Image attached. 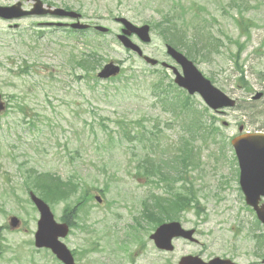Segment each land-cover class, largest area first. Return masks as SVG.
Listing matches in <instances>:
<instances>
[{"label":"rangeland","instance_id":"1","mask_svg":"<svg viewBox=\"0 0 264 264\" xmlns=\"http://www.w3.org/2000/svg\"><path fill=\"white\" fill-rule=\"evenodd\" d=\"M17 1L24 7L31 4L0 0V5ZM42 1L74 9L83 22L108 31L92 28L85 37L48 24L68 18H0V94L5 104L0 111V264H61L48 249L34 246L39 215L28 200V172L32 183L37 172H47L78 184L68 200L49 204L58 221L76 197H87L79 206L76 225L63 238L78 252L76 264H177L181 256L200 251L229 253L236 264H264V242L255 237L264 233V226L246 206L231 145L241 124L244 131H264V0ZM169 10L216 18H170ZM240 13L250 25L234 23ZM115 16L149 24V43L132 40L145 54L180 71L166 53L161 32L165 21H176L177 35L184 40L196 37V66L237 104L213 111L198 94L168 88L170 71L150 65L117 40L120 25ZM204 27L220 40L217 46L210 45L211 37L204 40ZM97 41L102 60L93 77L87 76L74 59ZM110 60L120 66L116 78L96 77ZM157 84L166 90H159L160 98L153 92ZM255 92L263 94L253 99ZM180 100L187 101L186 109ZM197 111L203 113L206 129L197 128ZM211 119L217 126L212 133ZM186 141L192 152L184 160L178 156L186 155ZM154 164L186 180L175 178L168 193L150 174L148 167ZM190 180L197 202L179 212L159 211L153 222L177 219L195 229L197 243L176 239L172 251L159 250L150 238L153 225L140 231L143 243H136L138 238L125 241L134 219L142 221L140 199L154 207V193L171 198L182 186H190ZM11 215L20 219L18 228L8 227Z\"/></svg>","mask_w":264,"mask_h":264},{"label":"water","instance_id":"2","mask_svg":"<svg viewBox=\"0 0 264 264\" xmlns=\"http://www.w3.org/2000/svg\"><path fill=\"white\" fill-rule=\"evenodd\" d=\"M55 13L60 15H69L73 17L79 16L74 11H66L61 8H43L42 2L36 0L34 8L29 11L22 10L20 8V2L10 5H0V17L3 19H11L14 17H20L24 14L31 13ZM120 21L124 28L122 33L118 35V38L122 44L130 49L136 51L139 55L142 54L138 45L134 44L130 39L131 33H136L142 41H149V26L147 24L135 25L124 17L116 18ZM73 27L83 28L86 24L76 22L72 24ZM98 30L106 31L107 28L97 26ZM167 52L176 60L182 67V74L176 69L174 82L179 86L186 88L190 94L198 92L204 101L213 109H218L224 106H233L235 100L223 93L217 87L203 76V74L196 68L191 60H189L184 54L180 53L172 46L167 45ZM144 60L150 64H155L156 59L147 55L143 56ZM119 71L118 65L109 62L105 64L103 69L98 73L100 77H107L115 75ZM262 95L261 92L256 93L253 98H259ZM3 109V103L0 101V110ZM242 129V126L239 128ZM240 167L239 183L241 189L245 195L246 203L253 207L256 212L257 218L264 225V203L259 204L260 198L264 195V133L252 132L244 133L235 136L231 141ZM30 198L35 204L38 212L39 219L37 221V229L34 234V243L36 247H48L53 253L64 263L74 264V259L70 250L59 239L64 237L68 232V225L66 223H58L54 220L53 214L48 204L34 193H30ZM10 227L14 228L19 224V219L15 216H11L9 220ZM193 230L185 231L180 227L178 222H170L160 225L153 237L156 244L161 248L170 249V238L173 235H185L191 237ZM196 257L186 256L182 257L180 264H200ZM225 260L218 257L209 261L208 264H224Z\"/></svg>","mask_w":264,"mask_h":264},{"label":"trees","instance_id":"3","mask_svg":"<svg viewBox=\"0 0 264 264\" xmlns=\"http://www.w3.org/2000/svg\"><path fill=\"white\" fill-rule=\"evenodd\" d=\"M167 15L170 18H216L215 16H206V15H202L201 13H194L192 16L190 17H186V13L183 11L182 13H175V11L173 10H169L167 12ZM243 13H240L239 16L241 18H234V21L236 24H238L239 20H242L245 24L250 25L251 23H246L248 21V19L244 18ZM247 18V17H246ZM244 25V24H243ZM177 24L176 21H165V27L162 28L161 32L163 34V37L165 38L166 41H168L169 43L173 44L176 47L179 48H184V53L191 58L192 60H195L198 58L197 54L195 53V49L194 46L196 45L195 39L196 37H194L193 39H191V37H188L186 40L183 39L182 36L177 35L176 32V28H177ZM207 34L208 37H211V29H209L208 27H204L203 28ZM245 29L247 30L248 28L245 26ZM245 30V31H246ZM206 39V38H204ZM212 45H216L217 44V38L215 37V44H214V40L211 39ZM97 50L98 47H94L90 50V54L88 55L87 59H83V55L81 57H77L75 59V65L80 66L81 68L84 67V61H87V65L89 66V68H86V70L88 71V69H90L91 71L94 70V68L96 67V65H98L101 56H99L97 54ZM90 57H92L93 59H90ZM187 96V95H186ZM189 98V96H187V99ZM187 106V101L185 102V108ZM197 113H199L200 115H196L195 116V122H197V128L199 129H206V123H205V119H204V115L203 113H201L200 111H197ZM214 122L211 119V124L209 125L211 128V133L215 130H217V126L213 125ZM204 125V126H203ZM133 137H136V135H134ZM132 140V138H131ZM141 142H143L141 139H139ZM190 146V142L186 141L185 143V147H186V155L184 156H178V158L180 159H187V157L190 156L192 149L189 148ZM159 164H154L152 166V168L148 169H152L153 172H151V175L157 176L158 180H156V184L158 185V181L160 183V181L165 182V186L167 187V189L169 191L173 190V181L177 180V179H182V180H186V178H184L183 176H180V174H178V172H176L175 175H171V172L166 170L165 168H161L160 166H158ZM172 169L176 170L174 167H172ZM146 171V170H145ZM177 171V170H176ZM147 172V171H146ZM47 173V172H45ZM42 173V172H37V174L35 175V178L32 177V181H29L30 179V172H28V176H27V180H28V185L31 187H28V189L34 190L35 192H37V194L39 196H41L46 202L52 204L54 202H58L60 200H68L70 197V194H73L77 189L78 186L75 182L71 181V180H63L61 179L59 176H48L47 174ZM177 178V179H175ZM175 179V180H174ZM190 186H182V189H178V191L173 192V197L169 198L166 196H155L154 198V207L157 208V213L155 214L156 208H154L152 215H154V219H155V215L159 217L158 212L160 211V213L162 211H168V210H175L176 211L181 208H189L191 206L190 202L194 201L197 202L196 197H195V189L193 188V184L192 181H189ZM86 196H83V198L78 199L77 203L73 204L74 208L71 210L70 213H73L72 215H75L76 212H74L76 210V208L79 207V205L82 203L83 200H86ZM194 205V204H193ZM70 209V207L65 208V213L68 212V210ZM161 216V215H160ZM76 217V216H74ZM63 221H66L69 223L70 219L69 216H62L61 218ZM161 221V220H160ZM158 221V223L160 222ZM255 237H258V242H264V233L262 234H258L255 235ZM261 237V238H260Z\"/></svg>","mask_w":264,"mask_h":264},{"label":"flooded vegetation","instance_id":"4","mask_svg":"<svg viewBox=\"0 0 264 264\" xmlns=\"http://www.w3.org/2000/svg\"><path fill=\"white\" fill-rule=\"evenodd\" d=\"M92 26L90 25L88 27V29H90ZM142 209H144V207H142ZM150 211H151V207H149V206L144 210L143 215H142V223L139 225V227H138L137 224H135V226H136L135 229H134V227H129V229L133 230L134 233H133L132 237H130V238L128 237L127 240H125L126 242H128V241L132 242L131 240L134 239V238H138V237L142 238V236H140V230L146 231L148 227L151 228V226L153 225V220L150 217ZM151 229H153V227ZM127 235L130 236L129 233H127ZM138 242L143 243V240L142 239L140 240L138 238L136 243H138ZM86 250L90 251L92 249H91V247H89ZM86 250H85V252H86ZM194 254L200 256L204 261H208V260H210L211 258H214V257H219L221 259H231L232 260V257L229 255V253L203 255V252L200 251V252H197V253H194ZM225 264H231V263H225Z\"/></svg>","mask_w":264,"mask_h":264}]
</instances>
